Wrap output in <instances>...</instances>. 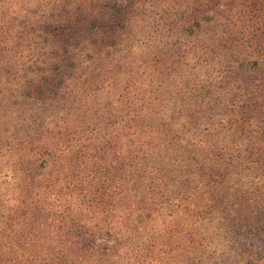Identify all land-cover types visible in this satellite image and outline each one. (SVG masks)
I'll return each mask as SVG.
<instances>
[{"label": "rangeland", "instance_id": "374dc122", "mask_svg": "<svg viewBox=\"0 0 264 264\" xmlns=\"http://www.w3.org/2000/svg\"><path fill=\"white\" fill-rule=\"evenodd\" d=\"M215 19L248 36L259 4L0 0V264H98V238L86 245L94 234L123 235L158 264H191L189 202L213 227L235 177L224 170L220 182L188 188L171 166L158 172L144 156L154 138L143 111L178 89L181 73L206 78L195 60Z\"/></svg>", "mask_w": 264, "mask_h": 264}, {"label": "trees", "instance_id": "16d2710c", "mask_svg": "<svg viewBox=\"0 0 264 264\" xmlns=\"http://www.w3.org/2000/svg\"><path fill=\"white\" fill-rule=\"evenodd\" d=\"M254 1L260 25L252 33L241 36L227 24L216 28L218 18L210 21L203 29L208 49L195 60L205 67L206 78L184 80L179 73L180 87L158 92L152 99L159 104L143 111L144 126L154 138L144 156L154 154L158 172L171 166L177 185L188 188L220 182L224 170L235 177L226 211L217 210L213 227L200 218L203 204L189 202L195 232L186 237L190 250L182 260L191 264H256L259 249L264 254V178L257 171L264 168V0ZM215 60L222 68L212 65ZM239 176L251 178L249 184H237ZM93 237L98 238L91 247L99 253L98 264L114 258L117 264H158L144 246L130 249L123 235L94 234L88 248Z\"/></svg>", "mask_w": 264, "mask_h": 264}]
</instances>
